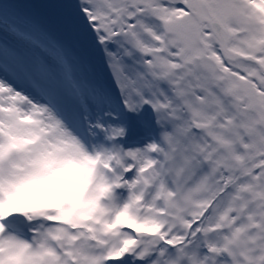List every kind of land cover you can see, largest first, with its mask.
<instances>
[{
    "label": "snow or ice",
    "instance_id": "6c2138e0",
    "mask_svg": "<svg viewBox=\"0 0 264 264\" xmlns=\"http://www.w3.org/2000/svg\"><path fill=\"white\" fill-rule=\"evenodd\" d=\"M0 264H264V0H0Z\"/></svg>",
    "mask_w": 264,
    "mask_h": 264
}]
</instances>
